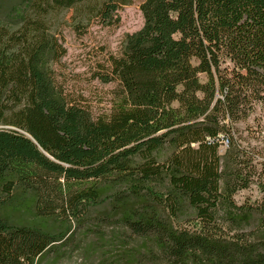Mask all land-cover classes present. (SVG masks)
<instances>
[{"label": "trees", "instance_id": "1", "mask_svg": "<svg viewBox=\"0 0 264 264\" xmlns=\"http://www.w3.org/2000/svg\"><path fill=\"white\" fill-rule=\"evenodd\" d=\"M91 2L0 3V264L73 254L79 230L90 264H264V201L234 200L264 178L237 129L264 107V0H143L92 73L100 114L61 69L70 10L120 23L124 0Z\"/></svg>", "mask_w": 264, "mask_h": 264}, {"label": "rangeland", "instance_id": "2", "mask_svg": "<svg viewBox=\"0 0 264 264\" xmlns=\"http://www.w3.org/2000/svg\"><path fill=\"white\" fill-rule=\"evenodd\" d=\"M12 0H0L6 4ZM100 0H92L94 6ZM143 0H124L119 11L120 23L115 28H102L88 16V6L81 5L69 11L67 26L62 32V44L66 54L61 61V69L67 87L74 94L82 95L85 103L94 113L108 110L109 100L114 85H104L92 78L97 63L102 62L106 53L116 54L125 35L137 31L142 25L139 10ZM79 24V28H75ZM82 30V32H80ZM238 131L251 145L256 146L264 159V107H257L252 117L237 127ZM257 138L258 140H255ZM257 141V142H256ZM223 148V147H222ZM221 148V150H222ZM237 205L243 203L260 204L264 201V178L261 185H253L248 190L240 191L234 196ZM77 231L70 248L75 245L77 252L67 253L57 259L50 256L43 258L38 264H90L93 257L86 256L84 249L92 242V237H83ZM66 249V248H65ZM87 249V248H86ZM85 249V250H86Z\"/></svg>", "mask_w": 264, "mask_h": 264}]
</instances>
